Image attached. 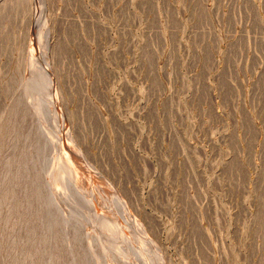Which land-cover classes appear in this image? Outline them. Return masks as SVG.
<instances>
[{"label":"rangeland","instance_id":"rangeland-1","mask_svg":"<svg viewBox=\"0 0 264 264\" xmlns=\"http://www.w3.org/2000/svg\"><path fill=\"white\" fill-rule=\"evenodd\" d=\"M0 194V264H264V0H0Z\"/></svg>","mask_w":264,"mask_h":264},{"label":"bare ground","instance_id":"bare-ground-1","mask_svg":"<svg viewBox=\"0 0 264 264\" xmlns=\"http://www.w3.org/2000/svg\"><path fill=\"white\" fill-rule=\"evenodd\" d=\"M45 57H46V54L44 53V57H43V59H44V61H43V65H44V67L47 68L46 58H45ZM43 87H44V86H43ZM24 89H25V88H24ZM31 90H32V89H31ZM23 91H24V92H27L28 90H23ZM24 92H23V93H24ZM33 92H34V91H33ZM23 93H20L21 96H22ZM29 93H30V92H29ZM29 93H26V94H29ZM35 93H36V92H35ZM43 93H44V92H43ZM26 94H25V95H26ZM33 95H34V94H33ZM33 95H32V97H33ZM21 96H20V97H21ZM27 96H29V95H27ZM27 96H25L24 98H25V100H27V102H28V98L26 99ZM35 96H36V95H35ZM30 97H31V96H30ZM32 97H31V98H32ZM31 98H29V101H30ZM37 98H38V97H37ZM21 99H22V98H21ZM21 99H18V100L20 101ZM23 100H24V99H23ZM25 100H24V101H20V103H21V102H22V103L24 102L23 105H25V103H26V106H27V102H26ZM32 100H33V99H32ZM32 100H31V102H32ZM17 102H18V101H17ZM31 102H30V103H31ZM33 102L35 103V101H33ZM18 103H19V102H18ZM18 103H16V104L18 105ZM22 103H21V104H22ZM30 103L28 102V104H30ZM35 104H36V103H35ZM23 105H21V107H19V108H21V109H17V110H18V113H17L18 116H17V117H19V113L22 114L23 112H25V110H26V112H28V108H29L31 105H33V104H30L29 107L27 106L28 108H26V107L23 106ZM19 106H20V105H19ZM24 107H25V108H24ZM30 108L32 109V107H30ZM31 112H32V111H29V113H31ZM33 113H34V112H33ZM61 113H62V112H61ZM61 113H59V118H62V114H61ZM29 115H30V114H29ZM40 120H41V119H40ZM62 122H63V121H62ZM38 123H40V124L37 125L36 129L33 127V128L35 129V135L33 136V138H30L31 142H33V143H36L37 140H39V137L41 136V134L44 133V131H43V124L41 123V121H40V122L38 121ZM59 123H60V122H59ZM42 132H43V133H42ZM61 133H62V132H61ZM61 133H60V134H61ZM63 133H64V134H62V136L64 135V136L66 137V134H65V133H67V132H66V131H63ZM44 134H45V133H44ZM64 136H63V137H64ZM45 137H46V136H45ZM68 137H69V136H68ZM40 138H41V137H40ZM61 138H62V137H61ZM64 139H65V138H64ZM64 139H63V140H64ZM67 140H68L67 138H66V141L64 140V141H65V144H66V142L69 143V141H67ZM64 141H63V143H64ZM32 145H33V144H32ZM66 145H67V144H66ZM53 148H54V147H53ZM60 153H61V152H60ZM78 153H79V152H78ZM60 155H61V154H60ZM57 156H58V155H57ZM15 157H16V156H14V158H15ZM62 157H64V156H62ZM14 158H13V159H14ZM64 158H65V157H64ZM59 159H61V156H60ZM57 160H58V159H57ZM61 160H62V159H61ZM64 160H65V159H64ZM84 161H85V160H84ZM61 162H62V161H61ZM63 162L65 163V162H67V161L65 160V161H63ZM63 162H62V163H63ZM67 164H68V162H67ZM60 165L62 166L61 163H60ZM62 167H63V170H64V168H65V169L67 168V167H65V165L62 166ZM62 167H61V168H62ZM68 167H70V165H69ZM69 169H70V168H69ZM67 170H68V168H67ZM60 171H62V170H60ZM71 171H73V170L71 169ZM68 172H70V170H69ZM68 172H67V174H68ZM76 172H77V171H76ZM36 174H38V172H36ZM51 174H52V173H51ZM61 174H62L63 176L65 175L64 172H61ZM72 174H73V173H72ZM58 175H59V174H58ZM67 176H68V175H66V177H67ZM64 177H65V176H64ZM64 177H63V178H64ZM68 177H69V176H68ZM68 177L65 179V182H66V180L68 179L67 182H66L68 185H66V183H65L64 181H63L64 183H62V181H59V182H58L59 186H61V188H64V189H66V190H70V191H71L72 186L75 185L76 188L79 189V188L77 187V185H76V184H78V183H76L77 181L74 182V181L76 180L75 176L73 175V178H71V175H70V178H68ZM69 179H70V180H69ZM78 179H79V178H78ZM91 179H92V178H91ZM91 179H90V180H91ZM84 181H85V180H84ZM84 181H82V182L80 181V182H81L80 186L85 187L86 184H84V186L82 185ZM46 182H47V180H46ZM69 182H70V185H69ZM80 182H79V183H80ZM100 183H101V182H100ZM53 184H54V183H53ZM105 184H106V183H105ZM90 185H91V184H90ZM59 186L56 185V186H54V188H58ZM104 186H105V185H104ZM82 187H81V188H82ZM90 187H91V186H90ZM40 188H41V187H40ZM85 188H86V187H85ZM93 188H94V187H93ZM35 189H38V190H36V191L39 192V187H36ZM83 189H84V188H83ZM88 189H89V188H87V190H88ZM104 189H107V191H108L109 193L112 192L111 197H112V196H115V198L113 199V202H115V201H117V203L119 202V201H118L119 199H116V196H117L116 193H114V191H113L111 188H107V187H106V188H104ZM104 189H103V190H104ZM57 190H58V189H57ZM66 190H63V192H64V191L66 192ZM34 191H35V190H34ZM40 191H42V190L40 189ZM59 191H61V193H62V190H59ZM35 193H36V192H34V194H35ZM40 193H41V192H40ZM42 193H43V191H42ZM59 193H60V192H59ZM68 193H69V192H68ZM99 193H100V192H99ZM109 193H107V194H109ZM62 194H65V198L62 197L60 194H59V196L62 197L63 199H66V198H67L66 195H68V194H66V193H62ZM102 194H103V193H102ZM0 195H1V194H0ZM80 195H81V196H78V197H79L78 200H76L77 198H75V199L73 198V200H72V202H73V203L75 202V203L77 204V206H78V204H81L80 202L82 201V202L86 203V205L89 206L90 208L92 207V210L94 211V214L96 213L95 211H102V207H103L104 205L102 204V205H103L102 207H100L101 205L98 206L99 202H98L97 200H96L97 202H95V201L93 200V198H91L92 193H91V195H90L89 192L86 191V189H84V190L80 191ZM34 196H35V195H34ZM59 196H58V197H59ZM93 196H94V195H93ZM108 196H109V195H108ZM108 196H107V197H108ZM35 197H37V196H35ZM39 197H40V196H39ZM39 197H38V198H39ZM68 197H69V195H68ZM95 197H96V196H95ZM40 198H41V197H40ZM62 198H61V199H62ZM69 198H70V197H69ZM69 198H67V199H69ZM52 199H54V198H52ZM55 199H58V200L60 201V199L57 198V196H56ZM71 199H72V197H71ZM71 199H70V201H71ZM100 199H101V198H100ZM37 200H38V199H37ZM43 200H45V197H43ZM58 200H56V201L58 202ZM101 200H103V199H101ZM104 200H105V199H104ZM0 201H1V199H0ZM62 201H63V200H61V203H62ZM65 201H66V200H65ZM57 202H56V203H57ZM63 202H64V201H63ZM38 203H39V201H38ZM58 203H59V202H58ZM75 203H74V205H75ZM84 203H82V204H84ZM97 203H98V204H97ZM103 203H104V202H103ZM105 203H106V201H105ZM63 204H65V203H63ZM66 204H71V203H66ZM66 204H65V205H66ZM118 204H119V206L115 207V209L119 207L118 209L120 210V208H121L122 211L125 213L124 208L121 206V204H120V203H118ZM65 205H63L64 207H63V206H62V207L65 208ZM106 205H107V206H109V205L111 206V204H106ZM106 205H105V206H106ZM115 205H116V204H115ZM67 206H68V205H67ZM79 206H80V205H79ZM79 206H78V207H79ZM107 206H106V207H107ZM112 206H114V204H113ZM42 207H43V204H42V206H41V209H40L39 206H38L39 211H40V210L42 211V210L45 208V207H44V208H42ZM62 207H60V211H63V208H62ZM75 207H76V205H75ZM61 208H62V210H61ZM71 208H72V207H71ZM71 208H70V207H68V209L65 208L66 210H64V211H67V210H68V211H72L73 209H71ZM100 208H101V209H100ZM108 208H109V210H110L111 207H108ZM108 208H107V210L105 209L104 211H105V212L108 211ZM78 209H79V208H78ZM78 209H77V207H76V210H78ZM80 209H82V206H81ZM99 209H100V210H99ZM103 209H104V208H103ZM37 210H38V209H37ZM76 210L74 209V211H76ZM113 210H114V209H113ZM60 211H58V212L54 211V212L58 213V215L61 216V213H62V212H60ZM79 211H80V210H79ZM111 211H112V210H111ZM111 211H110V212H111ZM122 211H121V212H122ZM54 212H52L51 215H53ZM81 212H82V210H81ZM102 212H103V211H102ZM102 212H101V213H102ZM49 213H50V212H49ZM111 213H112V212H111ZM40 214H41V212H40ZM64 214H65V213H64ZM96 214H98V213H96ZM99 214H100V213H99ZM99 214H98V215H99ZM102 214H103V213H102ZM125 214H127V213H125ZM44 215H45V214H44ZM44 215H43V216H44ZM48 215H49V214H48ZM98 215H95V216H97V218H100V217L102 216V215H100V216L98 217ZM40 216H41V215H40ZM54 216H55V215H54ZM54 216H52V217H54ZM45 217H46V215L44 216V218H45ZM56 217H57V216H56ZM58 217H59V216H58ZM63 217H66V215H63ZM102 217H103V216H102ZM40 218H42V217H40ZM66 218H67V217H66ZM88 218H89V217H88ZM104 218H105V217H104ZM106 218H108V217H106ZM52 219H53V218H52ZM63 219H64V218H63ZM63 219H62V221H63V223L65 224V222H64ZM40 220H41V219H40ZM47 220H49V219L47 218ZM55 220H58V218L55 219ZM55 220H54V221H55ZM85 220H86V218H85ZM85 220H84V222H85ZM103 220H106V219H103ZM108 220H109V219H108ZM42 221H43V220H42ZM44 221H45V220H44ZM97 221H98V219H97ZM93 222H94V221H93ZM40 223H41V222H40ZM52 223H53V220H52ZM54 223H55V222H54ZM96 223H99V222H95V224H96ZM110 223H111V221H110ZM41 224H42V223H41ZM41 224H40V225H41ZM44 224H46V223H44ZM102 224H103V223H102ZM104 224H105V223H104ZM55 225H56V224H55ZM55 225L53 224V226H55ZM65 225H66V224H65ZM69 225H70V224H69ZM100 225H101V224H100ZM41 226H43V225H41ZM66 226L68 227V225H66ZM66 226H64L63 228H61V231H62V232H64V231L67 232V231H68V230H66V228H67ZM115 226H117V225H115ZM123 226H124V225H123ZM138 226H139V225H138ZM55 227H56V226H55ZM42 228H43V227H42ZM42 228L40 229V227H39V230H42ZM56 228H57V227H56ZM90 228H91V227H90ZM98 228H99V227H98ZM101 228H102V227H100V229H101ZM118 228H119V227H118ZM43 229H45V228H43ZM46 229L48 230V227H46ZM53 229H54V227H53ZM58 229H59V228H58ZM67 229H68V228H67ZM70 229H71V228H70ZM114 229H115V228H114ZM139 230L142 231L141 229H139ZM42 231H43V230H42ZM61 231H60V232H61ZM118 231H119V230H118ZM36 232H37V231H36ZM40 232H41V231H40ZM65 232H64V233H65ZM94 232H95V231H94ZM119 232H120V231H119ZM122 232H123V231H122ZM122 232H120V233H121V234H120V237H121V235L123 234ZM142 232H143V231H142ZM54 233H55V232H54ZM40 234H41V233H40ZM56 234H57V233H56ZM61 234H62V233H61ZM104 234H105V233H104ZM104 234H103V235H104ZM140 234H142V233H140ZM32 235H34L33 232H32ZM32 235H31V236H32ZM41 235H42V234H41ZM45 235H46V234H45ZM54 235H55V234H54ZM62 235H63V234H62ZM124 235L126 236V232L124 233ZM55 236H57V235H55ZM60 236H61V235H60ZM60 236H59V239H60ZM118 236H119V235H118ZM138 236H139V235H138ZM53 237H54V236H53ZM53 237H52V238H53ZM63 237H64V236H63ZM78 237H79V236H77V238H78ZM102 237H103V236H102ZM122 237H123V236H122ZM32 238H33V237H32ZM41 238H42V237H41ZM43 238H45L44 235H43ZM46 238H47V237H46ZM54 238H55V237H54ZM54 238H53L52 240H54ZM77 238L75 239V241H77ZM100 238H101V237H100ZM126 238H127V237H126ZM56 239H57V238H56ZM56 239H55V241H56ZM61 239H62V238H61ZM78 239H79V238H78ZM96 239H97V238H96ZM141 239L143 240V238H141ZM37 240H39V239H37ZM49 241H50V240H49ZM62 241H63V240H61V241H60V244L56 245V247H55L54 249H52L51 251H53V252L56 251L55 253H58V254H60V255H62V252H63V255H64V256H65L66 254H67L68 256H70L71 253H73V252L76 251L77 249H80L79 247H80L81 245H79L78 243H77L78 245H74V246L72 245V246H73V247H72L73 249H71L68 245L63 244V243H65V242L63 241V243H62ZM85 241H86V240H85ZM103 241H104V240L100 241V240L98 239V240H95V242H92L91 245H90V246L92 247V250H91V249H90V250H91V251H95V250H97L96 252H98V256H99V257L102 256V253L107 252L106 250L109 251V249H111L110 246L107 244V242L105 243V242H103ZM124 241H125V240H124ZM34 242H35V241H34ZM34 242H33V243H34ZM39 242H40V241H39ZM42 242H43V239H42ZM44 242H45V241H44ZM44 242H43V243H44ZM51 242H52V241H51ZM56 242H57V241H56ZM67 242H68V241H67ZM69 242H70V241H69ZM77 242H78V241H77ZM53 243H54V241H53ZM95 243H96V244H95ZM17 244H18V243H17ZM37 244H38V243H36V245H37ZM69 244H70V243H69ZM74 244H76V243L74 242ZM49 245H50V244H48V246H49ZM70 246H71V245H70ZM82 246H83V245H82ZM38 247H39V245H38ZM38 247H37V249H38ZM49 248H50V247H49ZM81 248H82V247H81ZM116 248H117V247H116ZM39 249H41V248L39 247ZM44 250H46V248H45ZM48 250H50V249H48ZM40 251H41V250H40ZM46 251H47V250H46ZM78 251H79V250H78ZM80 251H81V249H80ZM110 251H111V252H114L113 250H110ZM42 252H43V251H42ZM115 252H116V251H115ZM45 253H46V252H45ZM45 253L43 252V254H45ZM74 253H75V252H74ZM80 253H81V252H80ZM82 253H83V252H82ZM82 253H81V254H82ZM117 253H118V252H117ZM117 253H114V254H116V256H117V255H119V254H117ZM46 254L48 255V252H47ZM93 254H94V252H93ZM96 254H97V253H96ZM96 254H94V255H96ZM105 254H106V253H105ZM107 254H108V252H107ZM122 254H123V252H122ZM122 254H121V255H122ZM39 255H41V254H39ZM77 255H78V254H76V257H78ZM83 255H84V254H82L81 257L84 258L85 256H83ZM108 255H109V254H108ZM50 256H51V255H50ZM53 256H54V255H53ZM96 256H97V255H96ZM104 256H105V255H104ZM113 256H114V255H113ZM41 257H43V256H41ZM54 257H56V255H55ZM61 257H63V256H60V257H58V258H61ZM65 257H66V256H65ZM72 257H73V256H72ZM72 257L70 256V257H68V258H70V259L72 260ZM81 257H78V258H77V261L79 260V258L81 259ZM99 257H98V258H99ZM102 257H103V256H102ZM106 257H107V255H106ZM110 257H112L111 254H110L109 258H110ZM122 257H123V256H122ZM43 258H44V257H43ZM114 258H116V257H113V258H111V259L113 260ZM45 259H46V258H45ZM49 259H50V258H49ZM49 259H47V260L44 262V264H55V262H57V264H59V263H58V260H57L56 258H54V259L57 260V261H55V262H54V261H51V259H50V260H49ZM62 259H63V258H62ZM105 259H106V258H105ZM105 259H103V260H105ZM74 260H75V259H74ZM83 260H84V259H83ZM99 260H100V259H99ZM0 261H1V260H0ZM115 261H116V260H113V261L110 260V262H108L107 264H115ZM61 262H63V261H61ZM69 262H70V264H71V261H70V260H69ZM69 262H68V263H69ZM73 262H74V261H73ZM84 262H87L86 259L84 260ZM84 262L81 261L80 263L82 264V263H84ZM103 262H104V261H103ZM103 262H102V263H103ZM0 263H1V262H0ZM98 263H99V262H98ZM118 263H119V262H118ZM60 264H61V263H60ZM62 264H63V263H62ZM85 264H87V263H85ZM99 264H100V263H99ZM105 264H106V263H105Z\"/></svg>","mask_w":264,"mask_h":264}]
</instances>
